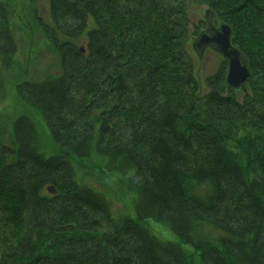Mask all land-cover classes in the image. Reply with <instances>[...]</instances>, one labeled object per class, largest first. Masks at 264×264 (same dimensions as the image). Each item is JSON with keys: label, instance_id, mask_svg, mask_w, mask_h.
<instances>
[{"label": "trees", "instance_id": "obj_1", "mask_svg": "<svg viewBox=\"0 0 264 264\" xmlns=\"http://www.w3.org/2000/svg\"><path fill=\"white\" fill-rule=\"evenodd\" d=\"M188 1L230 27L251 73L240 90L222 62L200 93L187 43L205 23L189 21ZM49 10L61 36L85 32L86 48L71 46L60 78L18 87L60 153H40L26 118L9 141L0 134V264H264V0H49ZM13 53L0 27V59ZM93 150L134 192L138 221L114 220L77 182L73 159ZM149 218L179 244L153 237L140 224Z\"/></svg>", "mask_w": 264, "mask_h": 264}, {"label": "rangeland", "instance_id": "obj_2", "mask_svg": "<svg viewBox=\"0 0 264 264\" xmlns=\"http://www.w3.org/2000/svg\"><path fill=\"white\" fill-rule=\"evenodd\" d=\"M0 4L3 5L4 11L0 12V27L7 28L14 41V53L8 59L5 57L0 59L2 78L0 134L4 142L9 141L13 138L12 132L10 133L12 124L19 118H26L36 130L40 153L45 158L56 156L60 150L54 143L44 117L40 111L20 101L18 87L24 82L41 83L60 78L66 68L65 61L71 54V46L80 50L81 54L84 53L85 32L76 40L61 36L60 29L63 25H57L52 19L49 0H0ZM207 10L205 6L192 1L187 2V13L191 23L204 22V13ZM61 23L68 24L67 21ZM213 24L218 28L220 24L225 23L216 21L214 15ZM198 34L188 40L187 51L194 64L200 93H205L204 79L214 74L225 61L208 48L199 60L192 49L193 40ZM73 164L77 182L90 187L105 198L114 220L138 221L134 213L136 202L134 192L124 178L106 170L105 159L93 150L88 159H73ZM140 224L157 240L179 244L178 239L168 228L152 219L141 220ZM205 232L206 229L203 230V233ZM180 246L187 254H192L196 258L193 248L181 244Z\"/></svg>", "mask_w": 264, "mask_h": 264}, {"label": "water", "instance_id": "obj_3", "mask_svg": "<svg viewBox=\"0 0 264 264\" xmlns=\"http://www.w3.org/2000/svg\"><path fill=\"white\" fill-rule=\"evenodd\" d=\"M213 18V11H205V29L193 40L192 49L199 60L207 48L220 55L227 65L226 86L232 90L241 89L249 82L251 76L247 61L239 50L231 45L230 27L220 24L216 28Z\"/></svg>", "mask_w": 264, "mask_h": 264}]
</instances>
